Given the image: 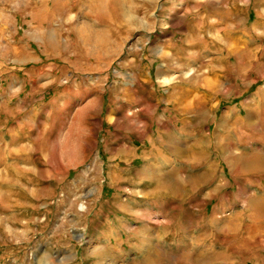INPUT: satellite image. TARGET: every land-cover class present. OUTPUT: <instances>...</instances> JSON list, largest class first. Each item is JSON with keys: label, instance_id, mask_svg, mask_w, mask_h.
<instances>
[{"label": "rangeland", "instance_id": "1", "mask_svg": "<svg viewBox=\"0 0 264 264\" xmlns=\"http://www.w3.org/2000/svg\"><path fill=\"white\" fill-rule=\"evenodd\" d=\"M110 4L0 0V264H264V0Z\"/></svg>", "mask_w": 264, "mask_h": 264}, {"label": "crops", "instance_id": "2", "mask_svg": "<svg viewBox=\"0 0 264 264\" xmlns=\"http://www.w3.org/2000/svg\"><path fill=\"white\" fill-rule=\"evenodd\" d=\"M126 1H123L122 3H121V6L124 8V9H126V10H128V9H130V6L128 5V6H126V3H125ZM75 3H76V10H78V5H79V3L82 5V6H84V7H86V8H88V9H90V8H92V9H94L95 7H99L98 8V10H99V12L102 10V11H108V13L109 12H111V10H110V7H108L109 5H111L110 4V0H75ZM105 5L107 6V8H105ZM121 6H120V8H121ZM101 7H104V10L101 8ZM101 18L102 19H105L104 21H102V22H104V24H107V27L110 25L111 26V18H107V17H105L104 15L103 16H101ZM131 230V229H130ZM127 232H128V230H127ZM119 236H121V234L119 235Z\"/></svg>", "mask_w": 264, "mask_h": 264}]
</instances>
